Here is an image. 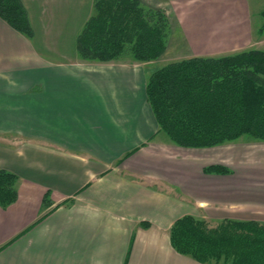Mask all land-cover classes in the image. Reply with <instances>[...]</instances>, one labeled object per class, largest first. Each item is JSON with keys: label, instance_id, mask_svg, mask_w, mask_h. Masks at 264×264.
<instances>
[{"label": "crops", "instance_id": "crops-1", "mask_svg": "<svg viewBox=\"0 0 264 264\" xmlns=\"http://www.w3.org/2000/svg\"><path fill=\"white\" fill-rule=\"evenodd\" d=\"M21 1L32 38L0 18V169L19 177L17 199L0 206V264H211L172 247L177 218L264 223V140L176 145L146 96L166 62L264 50V0H140L170 27L162 55L144 62L82 59L83 24L73 51L50 52L46 1Z\"/></svg>", "mask_w": 264, "mask_h": 264}, {"label": "trees", "instance_id": "trees-1", "mask_svg": "<svg viewBox=\"0 0 264 264\" xmlns=\"http://www.w3.org/2000/svg\"><path fill=\"white\" fill-rule=\"evenodd\" d=\"M93 7L75 37L82 59L112 61L130 54L144 62L164 52L170 27L162 9L140 0H93ZM0 18L33 37L21 0H0ZM146 96L159 129L176 145L210 147L244 134L264 140V50L166 62L148 76ZM203 170L230 172L221 164ZM18 181L15 173L0 169V206L17 199ZM49 196L47 191L42 202H50ZM169 237L177 252L201 263L264 264V223L256 220L224 218L211 226L185 214L173 222Z\"/></svg>", "mask_w": 264, "mask_h": 264}, {"label": "rangeland", "instance_id": "rangeland-1", "mask_svg": "<svg viewBox=\"0 0 264 264\" xmlns=\"http://www.w3.org/2000/svg\"><path fill=\"white\" fill-rule=\"evenodd\" d=\"M45 1L46 4H42V3L41 4L44 6V10L46 11L45 13L51 16L50 21L53 22V24H51V28H49V30H45L46 32L50 33L49 35L50 38L52 39L48 38V39H44L43 41L49 40L53 42H51V44L45 45L44 49L50 47L49 50L50 52L73 51L72 44L66 41L67 40L70 41V39H72V36L75 34V32L79 31L81 25L84 24V22L88 19V17L93 14L94 12L93 0H67L66 4L64 3L65 0H59V1L44 0L43 2L45 3ZM59 2H61L62 5ZM81 2L83 3V6ZM256 18L257 17L255 16V19ZM60 36L63 37L62 44H59V42H61L60 40L58 41V37ZM38 40L41 41V37H39ZM235 52L238 51H234L226 54H232ZM221 55H225V54L213 55V56H221Z\"/></svg>", "mask_w": 264, "mask_h": 264}]
</instances>
